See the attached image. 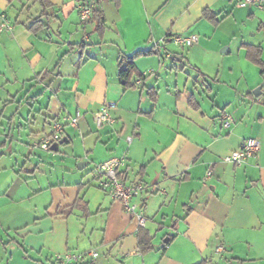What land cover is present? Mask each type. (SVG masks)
<instances>
[{
  "label": "crops",
  "instance_id": "obj_1",
  "mask_svg": "<svg viewBox=\"0 0 264 264\" xmlns=\"http://www.w3.org/2000/svg\"><path fill=\"white\" fill-rule=\"evenodd\" d=\"M50 1L49 26L34 33L38 4L0 0L16 20L0 32V264H55L90 248L99 255L77 264H264V85L254 94L264 74L246 48L260 45L264 60V8L102 0L100 35L95 20L81 21L82 0ZM193 33L187 48L173 42ZM123 55H135L143 75L128 85ZM170 59L186 61V78ZM105 106L115 122L98 127ZM65 116L78 125L66 124L58 150L42 149ZM250 137L261 143L257 157L223 159ZM114 156L128 184H144L133 198L144 227L98 185L95 167ZM140 228L152 244L144 252Z\"/></svg>",
  "mask_w": 264,
  "mask_h": 264
},
{
  "label": "built area",
  "instance_id": "obj_2",
  "mask_svg": "<svg viewBox=\"0 0 264 264\" xmlns=\"http://www.w3.org/2000/svg\"><path fill=\"white\" fill-rule=\"evenodd\" d=\"M241 3L253 4L256 3L260 7L264 8V0H242ZM94 0H82L79 3L78 9L80 12V19L83 23H87L91 20L93 12ZM14 23L9 18L6 12L0 13V32L11 31L14 29ZM199 36L197 34L189 35H175L173 41L179 45H192L198 42ZM142 80H137V83H141ZM73 89H76V84L73 85ZM94 122L98 127L104 124L114 123L115 118L111 115L107 106L102 107L94 113ZM232 122L230 115H225L224 125L229 126ZM66 124L78 125L77 117L65 116L62 119H57L52 123V131L50 134L43 138L37 144L42 149H50L51 145L55 142H59L64 133ZM128 141H131L132 136H129ZM261 143L259 139L250 137L246 139L239 148L233 150L230 154L223 157L225 161L234 162L236 164H242L244 161L255 158L260 150ZM124 162L123 157L114 156L111 157L95 167L96 178L98 180L99 187L107 191L112 198L118 200L125 207L126 211L132 214L140 227L146 225V218L144 211L138 206L137 203L133 202V198L137 196L143 189V182H136L128 184L122 177L119 176V170ZM212 170H208L207 175H211ZM98 252L95 250H88L83 253L66 252L63 254H57L54 257L55 264H77L87 257L94 258L98 256Z\"/></svg>",
  "mask_w": 264,
  "mask_h": 264
},
{
  "label": "trees",
  "instance_id": "obj_3",
  "mask_svg": "<svg viewBox=\"0 0 264 264\" xmlns=\"http://www.w3.org/2000/svg\"><path fill=\"white\" fill-rule=\"evenodd\" d=\"M32 1H33V4H38L40 6L41 12L28 25V29L34 33H37L41 29L47 28L49 26V23L47 20L52 14L50 12V8H52V3L50 0H32ZM101 1L102 0H94L93 12L91 16V20H95L96 22L95 31H97L100 35H102L105 30V21H106L104 13H103V9H102ZM115 1L117 4L119 3V0H115ZM204 15L206 16L208 20L213 22L215 25L219 23L217 14L213 12L212 10L206 9L204 11ZM12 22L16 23V20ZM80 45L82 46L84 44L80 43ZM246 48H247L248 59L252 61L253 63H255L256 65H258L261 68L262 74H264V60L262 59V47L260 45L246 44ZM135 55L133 56L123 55L121 58V63L124 64V66L120 69V77L122 80H125L124 82L125 85H128L130 83V77L133 74H137L140 77H143V75L140 72H137L136 65L134 63ZM120 175L121 174H119V176ZM141 230L143 229L140 228V233H139V250L141 252H144L152 248V244H151L150 237L142 235Z\"/></svg>",
  "mask_w": 264,
  "mask_h": 264
},
{
  "label": "rangeland",
  "instance_id": "obj_4",
  "mask_svg": "<svg viewBox=\"0 0 264 264\" xmlns=\"http://www.w3.org/2000/svg\"><path fill=\"white\" fill-rule=\"evenodd\" d=\"M251 34H252V32H251ZM174 42V41H173ZM175 43V42H174ZM176 44V43H175ZM176 46L178 47V48H187V47H189V46H191V45H189V46H187V45H179V44H176ZM169 63H171V65H176L177 66V68L176 69H178L179 68V70L178 71H176V69L174 70V72H173V74L175 75V72H177V74L180 76V77H182L183 79L184 78H186V74L184 73H181L182 72V69H183V66H185L186 65V61H179V60H169ZM168 67H171L170 65L168 66ZM187 70H188V72H189V69L187 68ZM88 250H95V251H97L98 252V254H99V251L96 249V248H90V249H87V250H68V252H75V253H83V252H86V251H88ZM67 252V251H66ZM86 259H92L91 257H87Z\"/></svg>",
  "mask_w": 264,
  "mask_h": 264
},
{
  "label": "water",
  "instance_id": "obj_5",
  "mask_svg": "<svg viewBox=\"0 0 264 264\" xmlns=\"http://www.w3.org/2000/svg\"><path fill=\"white\" fill-rule=\"evenodd\" d=\"M172 57H176V56H172ZM177 59L181 60L180 57H177ZM263 85H264V82L254 90V94H255V96H259V95L261 94V91H262V87H263ZM61 142H62V140L59 141V142H55V143H53V144L51 145L50 148H51L52 150H58V146H59V144H60ZM79 166H80V164H79Z\"/></svg>",
  "mask_w": 264,
  "mask_h": 264
}]
</instances>
